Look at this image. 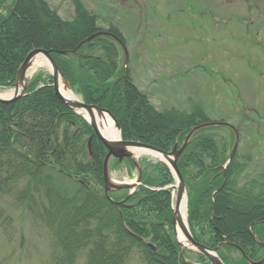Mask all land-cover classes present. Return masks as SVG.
<instances>
[{
    "label": "trees",
    "instance_id": "16d2710c",
    "mask_svg": "<svg viewBox=\"0 0 264 264\" xmlns=\"http://www.w3.org/2000/svg\"><path fill=\"white\" fill-rule=\"evenodd\" d=\"M71 1L74 17L68 21L46 0H0V89H13L29 53L43 49L51 51L86 104L116 118L125 141L167 152L181 145L193 127L208 121L201 104L193 105L191 112L158 111L134 84L130 71L123 73V50L113 39L98 38L76 50L104 29L81 0ZM106 30L127 45L119 26L110 24ZM57 51L76 52L65 56ZM206 132L194 136L178 161L186 184L196 183L189 204L191 231L199 243L212 248L223 242L236 244L258 261L263 249L249 227L257 222L253 232L262 227L264 239V182L254 179L240 187L237 177L248 168L237 158L226 170L214 171L227 152ZM106 154L93 129L57 97L51 76L39 72L22 99L0 104V228L4 232L12 226L3 209L9 201L25 208L49 232L53 264H75L81 253L86 254L85 264H126L133 250L147 264H192L183 259L175 239L170 190L149 189L174 183L169 168L149 164L155 174L144 177L149 188L140 187L128 202L133 207L123 208L105 195ZM125 196L111 194L114 201ZM232 253L237 251L226 246L219 250L226 264H247L242 256L232 259ZM197 256L199 263L209 264Z\"/></svg>",
    "mask_w": 264,
    "mask_h": 264
},
{
    "label": "rangeland",
    "instance_id": "374dc122",
    "mask_svg": "<svg viewBox=\"0 0 264 264\" xmlns=\"http://www.w3.org/2000/svg\"><path fill=\"white\" fill-rule=\"evenodd\" d=\"M46 1L65 20L73 18L71 0ZM81 2L98 16L102 29L110 24L121 27L131 78L157 110L191 112L193 105L201 104L211 122L235 125L241 136L237 159L248 168L238 175V185L254 179L264 182V0ZM41 71L49 73L47 67L38 66L29 78ZM10 92L0 90V94ZM206 134L228 152V129ZM136 159L144 164L145 177H155L148 165L159 160L149 156ZM110 170L118 183H134L138 175L127 164L117 168L113 163ZM195 184L188 182V194ZM3 209L12 226L4 232L0 228V264H53L49 232L25 208L5 201ZM255 232L263 237L262 228ZM85 255L81 253L75 264H85ZM233 256L239 257L237 253ZM188 258L198 264L195 254ZM126 264L147 263L133 250Z\"/></svg>",
    "mask_w": 264,
    "mask_h": 264
},
{
    "label": "water",
    "instance_id": "95a60500",
    "mask_svg": "<svg viewBox=\"0 0 264 264\" xmlns=\"http://www.w3.org/2000/svg\"><path fill=\"white\" fill-rule=\"evenodd\" d=\"M100 37H110L122 45V47L125 51V57H126L125 69H126L127 64H128L127 50H126L123 43H121L114 35H112L108 32H100L98 34H95V35L87 38L86 40H84L79 45L78 49L81 48L82 46L90 43L91 41H93L97 38H100ZM57 53L62 54V55H68V53H70V52H59V51H57ZM37 57H42L49 63L51 75L53 78L52 79L53 80V87H54V90H55L57 96L59 97V99L71 111H73L77 115L83 117V119L87 123L90 124V126L94 129L96 136L99 138V140L107 148L108 154L106 156L105 163H104V188H105V192H106L107 197L110 198L109 194L112 191L131 190L132 192H134V190L137 188V186L141 185V180H142V169L136 163V165L138 167V171H139V175H138V179H137L136 184L129 185V184L115 183L111 179L110 174H109V164H110L111 159H114V158L118 159L119 162H122L124 159H128V158L132 159V158H134V153H133L134 150L151 151V152H154V153L160 155L163 158L160 161L163 162L164 164H166L167 166H169V168L172 170L174 179L176 181L175 188L177 189V196H176V204H175L174 215H173V225H174L175 234H176L177 227H180L181 231L183 232L184 236L186 237V240L188 241V243L190 245L189 248L191 250L205 256L211 264H224L217 254L218 249H211L205 245H202V244L196 242L195 239L193 238L191 232H190L188 224H186V225L183 224L181 217L179 216V212H178L179 208L183 202L184 197L187 194H186L185 182H184V179H183V176H182L180 170L178 169L177 162H178L179 158L181 157V155L183 154L184 150L187 148V146H188L189 142L191 141V139L193 138V136L198 131L205 129V128H210V127H227L229 129H231L235 135L234 146H233L232 152L230 153L226 164L230 163L233 160V158L236 154L238 145H239V136H238L237 130L232 125L227 124V123H221V122L207 123L204 125L196 126L189 133V135L185 139L182 147L180 149H178V146H175L174 150L170 153L160 151L154 147L144 145L141 143L123 141L121 136L117 140H109V139L103 137V135L101 134L100 129H99V124L95 120L94 113L96 112L99 117H103L105 114L108 115L113 120L116 128L121 132L120 125L116 121V119L114 117H112L108 111L103 110L99 107L86 105L85 103H83L82 101H79V100L71 101V100H68L65 97H63L59 91L60 83H62L64 85V88L66 90L71 91V87H70L67 79L65 78V76L62 74L59 67L55 63L54 59L51 57V53L48 51H45V50H40V49L33 50L32 52L29 53L25 62L22 64V66L20 67V69L18 71L17 84H16V87L14 89L13 94L9 98H3L2 96H0V104L15 103L25 96V93L29 87V85H28V72L31 69L33 62ZM82 112L88 113L90 119L87 120L83 116ZM221 168L224 169L225 167L221 166ZM131 195H132V193H130L124 201L116 203V204L119 206H125V203L130 199ZM176 237H177V234H176ZM227 245L231 246L233 248H236L238 250H241L236 245H232V244H227ZM151 248L154 252H157L156 248H154L153 246H151ZM185 249H187V248H185ZM248 262L250 264H263L264 258L262 259V261H260L258 263L252 262V261H248Z\"/></svg>",
    "mask_w": 264,
    "mask_h": 264
},
{
    "label": "bare ground",
    "instance_id": "6f19581e",
    "mask_svg": "<svg viewBox=\"0 0 264 264\" xmlns=\"http://www.w3.org/2000/svg\"><path fill=\"white\" fill-rule=\"evenodd\" d=\"M48 65L49 64L47 63V61L45 59H43L42 57H37L34 60L33 67L36 68L38 66H45L48 68L49 67ZM59 91H60L61 95L68 100H71V101L78 100V97H76L70 90H66L62 83H60ZM12 94H13V92L2 94V97L3 98H9ZM82 114L87 120L90 119L88 113L82 112ZM94 117H95V120L97 121V123L99 124V128H100V131H101V134L103 135V137H105L109 140H116L119 138V131L117 130L114 122L111 120V118L108 115H104L103 117H99L98 114L95 112ZM133 152L137 157L151 156V157L156 158L158 160L163 159L160 155H158L154 152H151V151L134 150ZM178 212H179V216L181 217L183 224L186 225L187 224L186 197L184 198ZM176 232H177L178 241L180 242L181 246L183 248H189L190 245H189L188 241L186 240V238H185L183 232L181 231L180 227H177Z\"/></svg>",
    "mask_w": 264,
    "mask_h": 264
}]
</instances>
